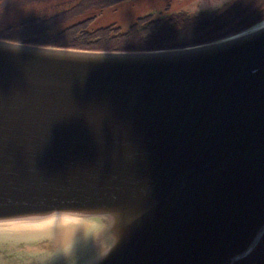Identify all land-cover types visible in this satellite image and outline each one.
<instances>
[{
  "label": "water",
  "instance_id": "water-1",
  "mask_svg": "<svg viewBox=\"0 0 264 264\" xmlns=\"http://www.w3.org/2000/svg\"><path fill=\"white\" fill-rule=\"evenodd\" d=\"M264 233V18L174 49L0 39V264H233Z\"/></svg>",
  "mask_w": 264,
  "mask_h": 264
},
{
  "label": "flooded vegetation",
  "instance_id": "flooded-vegetation-1",
  "mask_svg": "<svg viewBox=\"0 0 264 264\" xmlns=\"http://www.w3.org/2000/svg\"><path fill=\"white\" fill-rule=\"evenodd\" d=\"M115 14L124 18L104 21ZM262 18L264 0H0V26L28 28L40 45L99 51L211 42Z\"/></svg>",
  "mask_w": 264,
  "mask_h": 264
},
{
  "label": "trees",
  "instance_id": "trees-1",
  "mask_svg": "<svg viewBox=\"0 0 264 264\" xmlns=\"http://www.w3.org/2000/svg\"><path fill=\"white\" fill-rule=\"evenodd\" d=\"M27 29L28 28L24 27L17 28L16 26H2V29H0V39L22 42L27 44H42L40 42H35L34 40L27 37L29 35V33H27ZM233 264H264V233L253 248V250L248 255L234 261Z\"/></svg>",
  "mask_w": 264,
  "mask_h": 264
},
{
  "label": "rangeland",
  "instance_id": "rangeland-1",
  "mask_svg": "<svg viewBox=\"0 0 264 264\" xmlns=\"http://www.w3.org/2000/svg\"><path fill=\"white\" fill-rule=\"evenodd\" d=\"M124 18V15L123 14H120V15H118V14H115V15H106L105 17H104V21H109L110 19H114V20H116L117 22H119V19H123ZM263 19V18H262ZM120 26L123 28V27H125L126 25L125 24H122V23H120ZM0 29H2V26H0ZM50 46V45H49Z\"/></svg>",
  "mask_w": 264,
  "mask_h": 264
}]
</instances>
